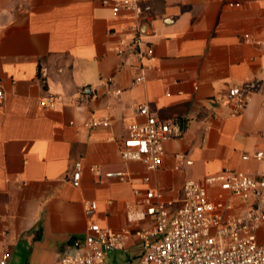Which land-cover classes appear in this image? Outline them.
Here are the masks:
<instances>
[{
    "label": "crops",
    "instance_id": "1",
    "mask_svg": "<svg viewBox=\"0 0 264 264\" xmlns=\"http://www.w3.org/2000/svg\"><path fill=\"white\" fill-rule=\"evenodd\" d=\"M103 1L0 0V259L9 252L7 264H58L92 223L127 228L135 189L177 200L187 179L203 182L225 169L264 176V161L253 157L264 151V0H129L134 7L118 13L113 6L123 0ZM137 36L154 49L144 71L131 46ZM232 86L251 94L237 116L225 100ZM118 88L119 97L107 93ZM139 105L182 129L154 172L121 156L127 126L145 121ZM102 120L109 125L92 126ZM110 171L131 179H107ZM91 201L97 209L89 216ZM229 202L237 216L249 206ZM256 236L264 245V224ZM140 253L131 240L129 252L110 259L130 264Z\"/></svg>",
    "mask_w": 264,
    "mask_h": 264
},
{
    "label": "built area",
    "instance_id": "2",
    "mask_svg": "<svg viewBox=\"0 0 264 264\" xmlns=\"http://www.w3.org/2000/svg\"><path fill=\"white\" fill-rule=\"evenodd\" d=\"M105 4L107 1H103ZM115 13L122 8L132 9L134 2L117 1ZM137 67L144 71L153 57L151 44L143 42L140 36L131 43ZM123 50L120 51L122 53ZM144 76L137 77L142 82ZM108 94L119 97L121 89H108ZM0 98L4 91L0 83ZM84 93L80 101H84ZM251 99V94L241 86L229 88L225 100L231 108V115H240ZM48 106L53 100L49 99ZM137 113L145 118L142 123L127 126V136L122 141L121 156L125 161L140 162L148 172L157 171L163 162L165 144L182 134L180 124L175 119L158 117L147 105H139ZM108 120L94 121L92 126H108ZM253 157L264 161V151ZM178 166L185 162V156H177ZM243 159H249L244 155ZM94 173L101 176L99 167ZM82 163H75L71 182L81 185ZM107 179L128 181L127 171L105 173ZM148 176L143 182L149 183ZM215 188L217 193H212ZM135 201L128 206L127 228L112 230L92 223L88 233L72 240L71 249L58 264H120L110 259L118 252H129V242L134 240L141 248L136 262L130 264H264V245L259 244L257 229L264 224V176H251L242 170L225 169L208 176L203 182L185 180L181 196L177 200L167 199L161 190H134ZM232 198L248 203L241 215L230 213ZM97 209L95 201L88 202L85 212L91 216ZM10 253L5 252L0 264H7Z\"/></svg>",
    "mask_w": 264,
    "mask_h": 264
},
{
    "label": "rangeland",
    "instance_id": "3",
    "mask_svg": "<svg viewBox=\"0 0 264 264\" xmlns=\"http://www.w3.org/2000/svg\"><path fill=\"white\" fill-rule=\"evenodd\" d=\"M133 253H134V255H135L137 252L134 251ZM123 256H124L123 254H120V255H118V258H119V257H123ZM119 259H120V258H119ZM137 260H138V258H135L133 261L136 262Z\"/></svg>",
    "mask_w": 264,
    "mask_h": 264
}]
</instances>
